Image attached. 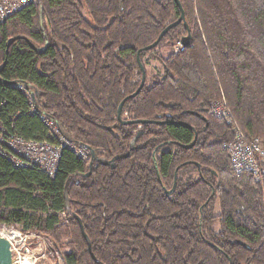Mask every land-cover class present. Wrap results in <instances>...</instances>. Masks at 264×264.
<instances>
[{"label": "trees", "instance_id": "1", "mask_svg": "<svg viewBox=\"0 0 264 264\" xmlns=\"http://www.w3.org/2000/svg\"><path fill=\"white\" fill-rule=\"evenodd\" d=\"M179 2L181 20L175 0H36L0 21V125L63 145L53 176L0 154V224L63 264H264V174L225 147L264 148V0ZM147 54L162 72L137 91Z\"/></svg>", "mask_w": 264, "mask_h": 264}, {"label": "built area", "instance_id": "2", "mask_svg": "<svg viewBox=\"0 0 264 264\" xmlns=\"http://www.w3.org/2000/svg\"><path fill=\"white\" fill-rule=\"evenodd\" d=\"M35 1L0 0V21ZM15 87L23 89L20 85H15ZM211 113L214 117L230 120V113L225 108L223 99L212 103ZM46 124L50 128V134L57 132L53 128L52 120H48ZM68 146L78 156L86 158V153L82 146L76 147L69 144ZM62 147V144L47 140H26L16 135H7L0 125V154L10 158L15 166H37L49 176H53ZM225 147L228 151L231 167L236 174L241 172H249L255 176L260 173L264 174V148L261 146L259 139H247L239 130H236L233 140ZM28 232L30 231H23L16 226L0 224V237L9 242V249L14 264H20L22 260L30 258L32 263L35 264L36 260L45 257L44 248L41 243H38L41 239L39 234L34 235Z\"/></svg>", "mask_w": 264, "mask_h": 264}, {"label": "rangeland", "instance_id": "3", "mask_svg": "<svg viewBox=\"0 0 264 264\" xmlns=\"http://www.w3.org/2000/svg\"><path fill=\"white\" fill-rule=\"evenodd\" d=\"M85 16L88 18L89 15L86 11H84ZM180 45L177 43L175 47H178ZM159 55H167L168 54V47L166 45H163L157 49ZM144 69L146 71V77L150 78L152 75L156 73L162 72V65L157 61L153 60L148 54L144 56ZM216 206L214 207V209ZM32 234H38L34 231H30ZM41 237L40 241L38 243L42 244V247L44 248V255L42 259L36 260L35 264H61L60 255L50 243V240L41 234H39ZM47 238V239H44ZM28 261H32V259H28ZM27 261V262H28ZM33 264V263H32ZM63 264V263H62Z\"/></svg>", "mask_w": 264, "mask_h": 264}, {"label": "water", "instance_id": "4", "mask_svg": "<svg viewBox=\"0 0 264 264\" xmlns=\"http://www.w3.org/2000/svg\"><path fill=\"white\" fill-rule=\"evenodd\" d=\"M176 1V4L179 6L180 8V17L178 20H181L183 19L184 17V12L182 10V7H181V4L179 2V0H175ZM173 25V23H171L168 27L164 28L161 33L159 34V36L157 37V39L152 43V45H149L147 47L148 48H151L153 46H156L157 43L159 42L160 38L162 37V35L166 32V30L171 27ZM189 36H184L182 37L181 39V44L182 46L188 44L189 42ZM139 66H140V69L142 71V78H141V83H140V86L138 87L137 91H139V89L142 87L143 83H144V80H145V73H144V67L142 64L139 63ZM123 103H124V100H122L119 105H118V108H117V120L122 123V124H129V123H138L139 121L137 120H123L122 117H121V110H122V106H123ZM80 229L81 231H83L82 229V226L80 224ZM0 264H13L12 263V258H11V252H10V249H9V242L4 239L3 237H0Z\"/></svg>", "mask_w": 264, "mask_h": 264}, {"label": "bare ground", "instance_id": "5", "mask_svg": "<svg viewBox=\"0 0 264 264\" xmlns=\"http://www.w3.org/2000/svg\"><path fill=\"white\" fill-rule=\"evenodd\" d=\"M19 84V83H18ZM48 119V118H47ZM60 136V135H59ZM50 141V140H49ZM28 233H30V232H28ZM32 234V233H31ZM34 235H38V234H34ZM12 258V257H11ZM28 259H24V260H22V263H20V264H32V261H28ZM12 263H13V260H12ZM14 264V263H13Z\"/></svg>", "mask_w": 264, "mask_h": 264}]
</instances>
